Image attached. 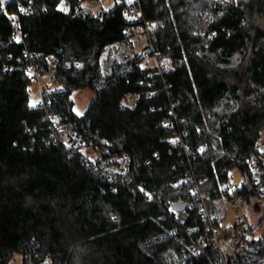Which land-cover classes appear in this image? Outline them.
<instances>
[{
    "label": "trees",
    "instance_id": "16d2710c",
    "mask_svg": "<svg viewBox=\"0 0 264 264\" xmlns=\"http://www.w3.org/2000/svg\"><path fill=\"white\" fill-rule=\"evenodd\" d=\"M21 1L0 6V264L15 252L22 264L217 259L209 244H196L226 216L223 199L234 196L227 170L245 174L239 194L248 206L259 211L264 202V167L258 184L247 168L264 133V0H141L156 22L160 68L144 64V52L114 54L134 42L124 30L128 0L99 14L86 0H34L22 14ZM30 63L56 80L44 91L46 107L32 103ZM84 87L94 97L77 113L73 93ZM55 122H70L84 146L128 152L129 178L89 164L57 137ZM196 185L211 198L194 193ZM180 198L188 205L176 212L170 202ZM241 255L264 264V230Z\"/></svg>",
    "mask_w": 264,
    "mask_h": 264
},
{
    "label": "built area",
    "instance_id": "2783aa9c",
    "mask_svg": "<svg viewBox=\"0 0 264 264\" xmlns=\"http://www.w3.org/2000/svg\"><path fill=\"white\" fill-rule=\"evenodd\" d=\"M0 0V6L3 3ZM121 1V0H118ZM129 5L124 9V18L126 20L125 33L133 34L139 38L144 44L143 52L145 56L148 58H152L155 61L154 67L160 68L161 64L157 55V52L154 49L153 45V30L155 27L154 20H148L144 16V12L141 8V0H128ZM34 0H25L19 2L18 10L22 14H27L33 10ZM23 9V11H21ZM12 26L14 27L16 33L21 37L20 31V23L17 20V14L13 13L9 17ZM49 60L53 63H57V60L53 56H49ZM29 73L32 80L39 82L40 91L39 96L35 101L36 105L46 107L49 105V101L44 96V91L48 87H53L56 85V80L52 76V74L43 73L42 71H38L35 64L30 63L29 65ZM48 76L47 80L41 83V76ZM128 103L132 104L135 102L136 94L130 93L128 94ZM51 120H55L56 116L51 115ZM57 121V120H56ZM169 123V121L165 122ZM55 127L57 130V137L63 140L68 146L73 147L75 149H79L83 152L86 161L94 165L96 168L104 171L106 175H108L111 179H115L117 177H125L129 178L130 172L132 169V156L126 152L119 153H111L108 148L104 144H98L95 147H91L95 150V156L88 155L84 151V146L78 134L73 130L72 124L70 122L61 123L55 122ZM175 143H184L179 136H174ZM264 167V137L259 142V151L253 154L247 161V168L252 178V182L258 184L261 179V169ZM237 173L242 176V179L237 178ZM187 175L190 174L189 171L186 172ZM227 186L228 190L234 196L232 198L224 197L225 203H231L236 207L235 214L237 216V226L234 227V230L229 233L227 230V226L223 225V222L220 225L212 224L206 233L202 234L196 246L202 247V245L209 244L211 249L218 253V258L215 260H211L209 264H244L242 261L241 252L243 250L249 249L252 247L253 239L257 237L258 229L260 228L257 223H252L249 219L250 213L247 208L248 205L244 199V197L239 194V188L245 178V174L243 171L237 166L230 167L227 172ZM241 181V182H240ZM260 194L264 193V189L262 186H258L257 188ZM148 197L153 195V192L150 190H145ZM194 193L198 194L201 198L210 199L211 193L209 191H203L200 186L196 185L194 187ZM180 202H184L182 198L176 200ZM176 201L170 202V207L172 210L176 211L173 207ZM202 211L206 214H210L208 212V207L204 204L202 206ZM178 212V211H176ZM210 218L215 217L214 215H210ZM195 247H193L194 249ZM203 251V248L196 249ZM49 262V259H47Z\"/></svg>",
    "mask_w": 264,
    "mask_h": 264
},
{
    "label": "rangeland",
    "instance_id": "374dc122",
    "mask_svg": "<svg viewBox=\"0 0 264 264\" xmlns=\"http://www.w3.org/2000/svg\"><path fill=\"white\" fill-rule=\"evenodd\" d=\"M114 2L115 0H86L85 5H86V8L93 14H99L103 9L110 7ZM143 44L144 43L140 39L134 36V42L132 45H128V44L118 45L114 47V54L118 58H122V59L126 55L134 53V52H139V53L141 52L143 54V47H144ZM142 62L146 64L147 66L155 65V61L150 57L145 58L144 56ZM47 78L48 76L46 75L41 76V83L44 84ZM32 88H33L32 103L34 104L36 99L39 96V91H40L39 82L33 80ZM93 97H94V92L88 87H84V88L74 91L73 99L75 103L74 104L75 111L77 113H83ZM263 137H264V133H263ZM84 151L88 153V155L95 156V150L92 149L91 147H87V146L84 147ZM237 178L241 180L242 176L239 173H237ZM257 202L259 203L260 207H262V210L257 211L253 208V206H248L247 210L250 213L249 214L250 221L252 223H257L259 225L260 228L258 229V233H261L262 230H264V221L260 222L264 214V202L261 201L260 199L257 200ZM235 209L236 207L233 206L231 203H226V212H225L226 216L223 220V225H226V226L233 225L237 222V216L235 214ZM9 264H22L21 254L19 252H15Z\"/></svg>",
    "mask_w": 264,
    "mask_h": 264
},
{
    "label": "water",
    "instance_id": "95a60500",
    "mask_svg": "<svg viewBox=\"0 0 264 264\" xmlns=\"http://www.w3.org/2000/svg\"><path fill=\"white\" fill-rule=\"evenodd\" d=\"M188 203L187 202H180L176 201L173 205L174 209L178 212L183 211L187 208Z\"/></svg>",
    "mask_w": 264,
    "mask_h": 264
},
{
    "label": "snow or ice",
    "instance_id": "6c2138e0",
    "mask_svg": "<svg viewBox=\"0 0 264 264\" xmlns=\"http://www.w3.org/2000/svg\"><path fill=\"white\" fill-rule=\"evenodd\" d=\"M21 11H23V9H21Z\"/></svg>",
    "mask_w": 264,
    "mask_h": 264
}]
</instances>
